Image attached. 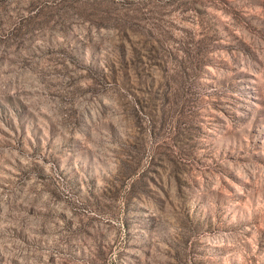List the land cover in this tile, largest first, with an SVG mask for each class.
<instances>
[{"label":"rangeland","instance_id":"obj_1","mask_svg":"<svg viewBox=\"0 0 264 264\" xmlns=\"http://www.w3.org/2000/svg\"><path fill=\"white\" fill-rule=\"evenodd\" d=\"M0 264H264V0H0Z\"/></svg>","mask_w":264,"mask_h":264}]
</instances>
